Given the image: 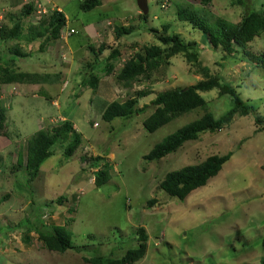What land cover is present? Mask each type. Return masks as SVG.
Instances as JSON below:
<instances>
[{
    "label": "rangeland",
    "instance_id": "obj_1",
    "mask_svg": "<svg viewBox=\"0 0 264 264\" xmlns=\"http://www.w3.org/2000/svg\"><path fill=\"white\" fill-rule=\"evenodd\" d=\"M30 1L35 3V11L21 18L22 33L56 7L67 17L62 33L71 28L74 32L39 50L40 39L31 43L0 39V55L7 63L10 56L14 58L9 64L13 69L52 75L38 87L11 83L0 89V102L6 108L5 134L0 135V264H91L83 257L120 258L137 246L138 227L147 233V248L132 264H261L264 131H256L254 117H264V66L248 61L240 50L224 55L220 48H212L199 29L178 18L177 9L191 6L210 25L218 17L236 23L245 12L264 11V0H212L207 5L197 0H168L164 8L162 0H146L145 19L139 16L137 0H102L100 7L89 11L79 8L81 0H0V25L11 26L22 5ZM165 24L169 33L196 41L203 64L212 74H219L222 82L233 85L253 110L234 115L221 130L202 132L160 159L147 160L144 155L156 143L203 114L202 108H194L153 132L142 126L153 111L149 103L157 93L202 78L201 69L183 53L163 63L149 80L127 88L115 80L116 70L126 59L146 45L159 44L152 29L162 33ZM112 25H131L133 29L116 37ZM110 35L118 38L121 54L107 75L108 49L102 51L108 53L105 56L88 46L96 49L101 40L105 45ZM14 45L32 53L14 55L10 52ZM247 47L260 53L264 31ZM89 62L93 63L90 68ZM89 74L99 78L96 90L84 82ZM140 89L150 92L137 99V108L148 104L145 110L127 118L103 119L102 111L109 102H121ZM218 91L200 92L215 118L232 106L231 96ZM63 118L80 134L79 146L66 156L69 140L56 141L36 178L28 181L25 168L16 164L18 152L24 155L31 135L50 129ZM229 151L232 155L220 171L184 199L160 188L166 173ZM97 155L103 157L100 164L107 161L111 167L109 180L101 186L93 182ZM67 219L72 221L64 226ZM54 225L64 226L69 234L71 247L64 252L48 250L38 238L39 232Z\"/></svg>",
    "mask_w": 264,
    "mask_h": 264
},
{
    "label": "trees",
    "instance_id": "obj_2",
    "mask_svg": "<svg viewBox=\"0 0 264 264\" xmlns=\"http://www.w3.org/2000/svg\"><path fill=\"white\" fill-rule=\"evenodd\" d=\"M102 0H81L79 8L82 11H89L101 4ZM202 5L211 3L212 0H197ZM162 2V1H161ZM35 11V3L33 1L26 2L22 5L18 20H15L11 26L0 25V39L7 40H25L31 43L40 39L38 50L42 49L47 42H53L59 39L62 28L66 24L64 13L55 8L41 17L35 25H30L27 32L22 33L21 18L28 17ZM139 16L145 19L147 13H139ZM177 16L182 21H186L194 29H199L205 36L207 43L212 48H220L224 55H231L240 50L244 58L248 61L264 66V49L260 53L251 51L247 46L254 37L259 36L264 31V11L252 10L245 14L236 23L230 22L224 18H216L215 22L210 25L206 23L191 6H181L177 9ZM133 26H114L113 33L119 37L123 33H128ZM154 30L155 38L159 44H151L143 47L142 51L136 52L134 55L126 59L116 70L115 80L124 86H131L135 82L149 80L154 71L163 63L178 54L183 53L187 60L193 61L202 71V78L194 84L182 87L169 88L156 94L150 101L153 111L142 121L145 130L153 132L162 125L166 124L173 118L189 112L194 108H202L203 114L195 120L181 126L174 132L165 136L160 142L156 143L145 155L147 160L160 159L168 153L174 152L185 141L196 139L202 132H214L221 130L228 125L234 115H247L253 107L244 103L239 96L236 88L227 83L222 82L221 77L217 73H211L210 68L203 64L198 56L197 42L186 41L179 33H169V25H163V32L158 33ZM92 51L101 53L105 49V45L94 49L88 46ZM35 49V47H34ZM10 52L17 56L27 57L32 51H22L18 45L10 48ZM120 49L113 47L106 56L107 63L104 66L105 74H111L115 68L114 62L120 55ZM0 55V89L3 84L11 83H41L51 79L50 74L43 72H28L15 70L9 64L15 60L10 56L4 62ZM92 62L86 63L90 68ZM84 82L88 83L90 88L97 89L99 78L94 74H89ZM217 88L219 95L229 94L232 98V106L224 112L220 117L215 118L208 111L206 101L201 96V91H207ZM150 94V92L142 89L136 90L134 95L126 98L122 102L113 100L109 102L102 111V117L105 121H111L116 117H130L137 111H143L148 106L144 104L137 108V99ZM6 108L0 102V135L4 133ZM256 131H264V117H254ZM58 140L67 141L64 154L71 156L81 142L80 134L74 129L73 125L68 121H62L60 124L50 129H39L31 135L25 145V154L18 152L16 164L23 166L27 171L28 181H33L38 175L40 164L51 153L50 147ZM232 151L223 155L212 154L204 160L195 164L185 165L177 170L170 171L165 174L160 181V188L169 196L184 199L192 190L206 184L207 180L215 176L222 165L231 157ZM103 157L97 155L93 158L94 171L93 182L96 186H101L110 177V164L105 161L100 164ZM264 170V162L262 164ZM153 200L149 204H153ZM72 219H67L64 226L68 225ZM64 226H53L51 230L39 232L38 238L42 241L45 248L58 252H64L71 247V240ZM30 231V230H28ZM28 237H26L27 239ZM137 246L128 249L120 258L111 256H94L83 257L84 261L91 264H132L142 258L147 248V233L144 227L136 229ZM264 264V260L261 261Z\"/></svg>",
    "mask_w": 264,
    "mask_h": 264
},
{
    "label": "crops",
    "instance_id": "obj_3",
    "mask_svg": "<svg viewBox=\"0 0 264 264\" xmlns=\"http://www.w3.org/2000/svg\"><path fill=\"white\" fill-rule=\"evenodd\" d=\"M102 2V1H101ZM102 4V3H101ZM101 4L99 5V6H97V7H100L101 6ZM57 9H59L58 7H56ZM65 15V14H64ZM65 17H66V15H65ZM66 21H67V17H66ZM102 29H103V32L105 33L106 31H107V27L105 28V26H102L101 27ZM112 28H114V25H112ZM107 33H108V31H107ZM107 36V35H106ZM105 36V37H106ZM66 38V37H65ZM66 40V39H65ZM65 40H64V42H65ZM117 40H118V38L116 39L115 37H114V35H110V39L109 40H106V43H105V49H108V51H110L111 50V48H113V47H118L119 48V44L117 43ZM117 43V44H116ZM99 46H102V40L100 41V44H99ZM99 46H97V48L96 49H98L99 48ZM104 49V50H105ZM120 49V48H119ZM101 54L102 55H107L108 53H104V52H101ZM13 84H21V85H24V86H26V84L27 85H32L33 87L34 86H36V87H38V86H40L41 84H43V82H41V83H13ZM4 85V84H3ZM2 85V86H3ZM1 86V87H2ZM127 87H130V86H124V88H127ZM125 94H127V91L125 92ZM125 100V99H124ZM124 100H122V101H124ZM121 101V102H122ZM144 105V104H143ZM106 107V106H105ZM104 107V108H105ZM141 107V106H140ZM104 110V109H103ZM62 121H67L65 118H63V119H61ZM61 121V122H62ZM60 122V123H61ZM60 123H58V124H60ZM57 124V125H58ZM53 127V126H52ZM73 127H74V125H73ZM74 129L76 130V128L74 127ZM77 131V130H76Z\"/></svg>",
    "mask_w": 264,
    "mask_h": 264
},
{
    "label": "water",
    "instance_id": "obj_4",
    "mask_svg": "<svg viewBox=\"0 0 264 264\" xmlns=\"http://www.w3.org/2000/svg\"><path fill=\"white\" fill-rule=\"evenodd\" d=\"M137 5L141 9L142 13H147V1L146 0H137Z\"/></svg>",
    "mask_w": 264,
    "mask_h": 264
},
{
    "label": "built area",
    "instance_id": "obj_5",
    "mask_svg": "<svg viewBox=\"0 0 264 264\" xmlns=\"http://www.w3.org/2000/svg\"><path fill=\"white\" fill-rule=\"evenodd\" d=\"M167 2H168V0H162L160 6L164 8V7L166 6ZM62 32H63V31H61V33H60V37H62L63 35L67 36V35L73 33L74 30L71 28V29H69V31H68L67 33H64V34H63Z\"/></svg>",
    "mask_w": 264,
    "mask_h": 264
}]
</instances>
